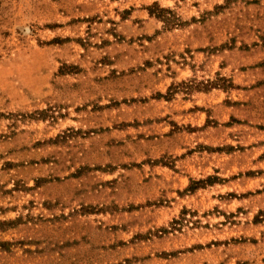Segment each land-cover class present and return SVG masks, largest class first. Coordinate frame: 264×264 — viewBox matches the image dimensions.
<instances>
[{"label": "rangeland", "instance_id": "374dc122", "mask_svg": "<svg viewBox=\"0 0 264 264\" xmlns=\"http://www.w3.org/2000/svg\"><path fill=\"white\" fill-rule=\"evenodd\" d=\"M0 264H264V0H0Z\"/></svg>", "mask_w": 264, "mask_h": 264}, {"label": "trees", "instance_id": "16d2710c", "mask_svg": "<svg viewBox=\"0 0 264 264\" xmlns=\"http://www.w3.org/2000/svg\"><path fill=\"white\" fill-rule=\"evenodd\" d=\"M146 9H147V11H148V13L150 14V15H154L156 18H158V19H160L161 21H163L164 23H171V24H178L179 23V19L177 18V16L176 15H172L171 16V18L170 17H168L166 14H168V13H171V10L170 9H168V8H163V7H159L158 6V4L156 3V2H154V3H152L151 5H148V6H146L145 7ZM206 83H208V85L207 86H211L212 84H214V83H212V82H206ZM228 85H230V84H228ZM173 87V86H172ZM172 87L170 86L169 88H168V93H171V92H173V89H172ZM171 91V92H170ZM210 178V177H209Z\"/></svg>", "mask_w": 264, "mask_h": 264}]
</instances>
